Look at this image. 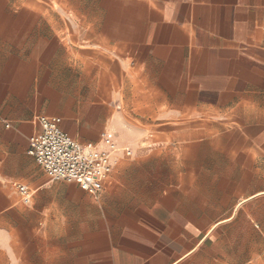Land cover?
Listing matches in <instances>:
<instances>
[{
	"label": "crops",
	"instance_id": "1",
	"mask_svg": "<svg viewBox=\"0 0 264 264\" xmlns=\"http://www.w3.org/2000/svg\"><path fill=\"white\" fill-rule=\"evenodd\" d=\"M43 115L101 192L29 154ZM0 116V264H264V0H0Z\"/></svg>",
	"mask_w": 264,
	"mask_h": 264
},
{
	"label": "built area",
	"instance_id": "2",
	"mask_svg": "<svg viewBox=\"0 0 264 264\" xmlns=\"http://www.w3.org/2000/svg\"><path fill=\"white\" fill-rule=\"evenodd\" d=\"M38 122L40 129L29 139V154L53 180L74 181L92 194L101 192L113 171L110 151L73 138L64 130L60 116H39ZM103 140L111 149L115 148L111 135L104 134ZM125 151L131 153L129 149ZM14 185L24 199L32 195L27 185Z\"/></svg>",
	"mask_w": 264,
	"mask_h": 264
}]
</instances>
